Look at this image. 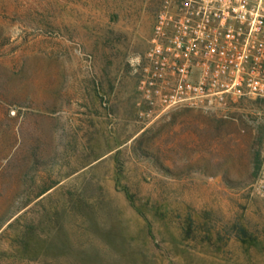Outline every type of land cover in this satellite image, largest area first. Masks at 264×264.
Instances as JSON below:
<instances>
[{
  "label": "rangeland",
  "instance_id": "1",
  "mask_svg": "<svg viewBox=\"0 0 264 264\" xmlns=\"http://www.w3.org/2000/svg\"><path fill=\"white\" fill-rule=\"evenodd\" d=\"M161 0H0V264H264V97L138 90Z\"/></svg>",
  "mask_w": 264,
  "mask_h": 264
},
{
  "label": "built area",
  "instance_id": "2",
  "mask_svg": "<svg viewBox=\"0 0 264 264\" xmlns=\"http://www.w3.org/2000/svg\"><path fill=\"white\" fill-rule=\"evenodd\" d=\"M138 90L162 110L264 97V0H161Z\"/></svg>",
  "mask_w": 264,
  "mask_h": 264
}]
</instances>
